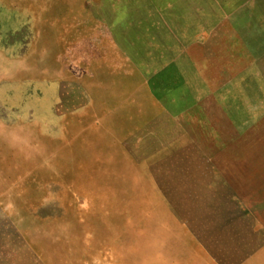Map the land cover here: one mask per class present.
<instances>
[{
    "label": "rangeland",
    "instance_id": "374dc122",
    "mask_svg": "<svg viewBox=\"0 0 264 264\" xmlns=\"http://www.w3.org/2000/svg\"><path fill=\"white\" fill-rule=\"evenodd\" d=\"M72 32L96 44L111 38L129 70H145L142 96L131 93L136 78L120 98L130 108L142 103L145 124L159 120L160 142L172 146L173 94L155 93L158 81L148 73L170 68L191 85L194 101L207 99V125L191 115L206 173L175 175L184 178L176 189L145 183L139 191L122 190L130 186L124 174L90 183L89 174L31 170L43 166V74L60 66L43 62V38L69 42ZM0 49L1 73H16L11 90L1 88V104L10 103L1 122L39 113L42 121L0 125V264H264V88L252 68L264 62V0H0ZM96 58L81 64L102 85L106 62ZM187 139L176 133L172 142L186 153L179 164L204 165ZM17 166L29 171H9Z\"/></svg>",
    "mask_w": 264,
    "mask_h": 264
},
{
    "label": "crops",
    "instance_id": "0c3cea01",
    "mask_svg": "<svg viewBox=\"0 0 264 264\" xmlns=\"http://www.w3.org/2000/svg\"><path fill=\"white\" fill-rule=\"evenodd\" d=\"M102 1L106 2V0ZM88 3H92V0H88ZM81 24L84 25V23L74 25L80 27ZM95 26L101 25L95 24ZM106 26L110 30L111 24L103 23V27ZM83 39L86 38H81L74 32L71 40H67L69 42L43 38V62H58L60 66L54 71L53 76H49L47 71L43 74V166L33 164L31 170L40 167L43 168V174L48 172L47 168L54 173L89 174L90 183L104 178L100 175L124 174L127 175L124 181L130 183V186L126 185L122 190L134 187L139 191L145 188V183L150 184L151 189H160V184L164 189H176V183L183 182L184 178L181 177L180 181H177L175 175L190 174L194 172L193 169L198 170L195 172L206 173L208 155L206 150L204 152L201 150L200 145L203 146L201 135L198 138L191 133V115L196 112L199 115L197 124L207 125V99L200 98L194 101L191 85L186 82L181 85L175 71L170 68L162 72L148 73L147 77H154L158 81L154 89L155 93L163 95L162 90L166 88L167 92L173 94V100L167 102L166 113L170 115L171 121L168 122L175 131L169 133L172 146L169 145L170 142L168 145L160 142L155 135L157 130L153 129V126L160 123L159 120L158 123H154V119L147 117L149 120L145 124L142 103L138 107L136 102L134 108H130L127 102H122L120 98L128 92V83L136 78L139 84L132 88L131 93L137 95L139 93L142 96L145 82L149 80L145 79V70L143 68L129 70L127 56L118 49L112 48L111 38L107 39V45L105 39L97 41L98 44L90 43L86 39L87 47L80 43ZM9 53L7 51L3 55L7 64L14 61V56H10ZM97 56L106 62L101 69L102 76L105 77L102 85L91 75L88 66L81 64L92 58L97 60ZM254 61L252 68L257 72V76L254 77L264 88V62ZM257 67L259 70L256 71ZM166 77L169 80L165 82ZM15 78V71L7 70L2 73L0 71V109L9 107L10 104H1L4 102H1V88L9 86L7 88L9 92L10 86L16 83ZM48 82L54 83L56 87L50 84L48 87ZM82 82L86 83L85 87L81 86ZM4 93L2 91V94ZM51 94L55 96L52 97ZM98 94H103V98L96 99ZM161 104L164 105L163 102ZM218 107L220 108L219 105ZM150 110L153 112L154 108ZM39 116L29 115L27 120L21 123L10 119L2 122L0 120V125L7 130L13 126L20 128L28 125L40 126L42 121H39ZM176 133L179 134L181 141H183L182 137H187L189 145L193 144L198 155H203L201 157L205 158L204 165L179 164L178 157H183L186 153L181 150L183 147L172 143L176 141ZM206 138L204 134V145ZM84 143L87 144L81 149ZM184 148L188 149L187 146ZM157 158L158 160L150 161ZM17 167L21 169L11 170L16 168L13 166L9 171L21 173L29 171L22 166ZM4 168L6 171L5 159L0 156V169Z\"/></svg>",
    "mask_w": 264,
    "mask_h": 264
}]
</instances>
